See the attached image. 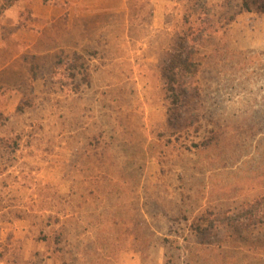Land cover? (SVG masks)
<instances>
[{
	"label": "rangeland",
	"instance_id": "rangeland-1",
	"mask_svg": "<svg viewBox=\"0 0 264 264\" xmlns=\"http://www.w3.org/2000/svg\"><path fill=\"white\" fill-rule=\"evenodd\" d=\"M236 5L0 0V264H264V14Z\"/></svg>",
	"mask_w": 264,
	"mask_h": 264
},
{
	"label": "trees",
	"instance_id": "trees-1",
	"mask_svg": "<svg viewBox=\"0 0 264 264\" xmlns=\"http://www.w3.org/2000/svg\"><path fill=\"white\" fill-rule=\"evenodd\" d=\"M227 3L229 4V0H227ZM8 4L10 2H7L6 5H4L3 10L8 8ZM236 8L240 13L248 12V13H260L264 14V0H238V5H236ZM229 9V7H228ZM227 17L225 19L226 24L230 25L235 21V16L237 14H230L226 13ZM1 15V10H0ZM203 25H207L205 29H195V27L191 26L188 33L193 34V32H196L198 30L200 33H206L207 30L212 29L213 23H203ZM180 50V49H179ZM197 65L192 61H190L189 57H182L177 51L174 55H172L171 59L167 63V67L165 71L167 72L166 78V84L168 85V88L170 91H172L175 94V99L178 101L180 98V95H182L183 99H186L188 96V84L189 81L187 80V77L189 75H193L195 73V68Z\"/></svg>",
	"mask_w": 264,
	"mask_h": 264
}]
</instances>
